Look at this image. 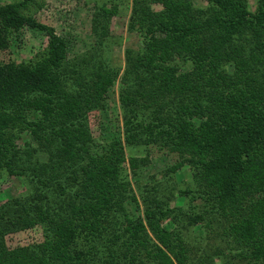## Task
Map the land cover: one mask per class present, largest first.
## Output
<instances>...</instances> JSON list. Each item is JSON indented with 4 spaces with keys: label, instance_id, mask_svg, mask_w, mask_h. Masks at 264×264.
I'll list each match as a JSON object with an SVG mask.
<instances>
[{
    "label": "trees",
    "instance_id": "1",
    "mask_svg": "<svg viewBox=\"0 0 264 264\" xmlns=\"http://www.w3.org/2000/svg\"><path fill=\"white\" fill-rule=\"evenodd\" d=\"M36 1L0 3V179L25 182L0 202V264H214L194 253L188 228L166 226L182 215L224 235L233 259L264 264V0L254 10L249 0H130L125 47L112 33L116 1L93 0L95 44L74 58L24 15ZM26 23L49 29L47 53L3 60L13 25ZM117 83L122 137L100 142L90 113L109 107ZM153 150L178 161L134 185ZM183 166L194 187L181 192L202 200L192 214L165 191ZM35 227L39 239L9 244Z\"/></svg>",
    "mask_w": 264,
    "mask_h": 264
},
{
    "label": "rangeland",
    "instance_id": "2",
    "mask_svg": "<svg viewBox=\"0 0 264 264\" xmlns=\"http://www.w3.org/2000/svg\"><path fill=\"white\" fill-rule=\"evenodd\" d=\"M12 0H0V3H6ZM114 2L113 0H102ZM117 8L115 17L112 19V33L124 44V47L135 41L133 37L127 32V24L131 12L129 6L130 0H115ZM197 6H205L208 4L207 0H194ZM257 0H249V7L254 10ZM161 5L158 3L152 4V9L158 10ZM95 4L93 0H37L36 3L27 8H23L24 15L32 17L37 23L46 25L53 29L54 33L61 40L68 58H74L77 55L89 51L95 44V36L92 30L93 15ZM6 24L5 20L0 19V26ZM51 33L49 29L32 25L30 23L21 26H14L8 34V47L2 51L1 58L6 61H13L18 64H24L30 59H40L46 52ZM120 50L117 49V52ZM118 86L111 90L109 95V107L105 110H94L90 113V125L93 130L94 136L100 142H107L122 137L123 127L122 122L118 118L120 113L119 107V94ZM23 145V143H22ZM129 151V150H128ZM132 154L145 155L143 148L132 151ZM150 163L147 165L144 176L135 177L131 179L144 184L156 179H162L166 169L173 163L178 161V155H169L164 152H156L153 150L151 153ZM171 187L167 185L166 194L170 197L172 207L177 206L182 209L186 214H192L193 211H198L202 205V200L196 194H185L181 192L190 187H194L192 181V171L189 167H180L176 175L172 179ZM153 182L151 181V184ZM151 184H148L151 186ZM173 184V185H172ZM172 187L177 191L173 196ZM0 202L18 197L19 194L25 189V182L21 177L16 176H3L0 179ZM166 197V196H165ZM129 207L137 212V204L135 202H128ZM193 210V211H192ZM185 214V215H186ZM185 217V218H183ZM179 220L180 217H177ZM174 218L167 221L166 226L171 228L186 227V233L190 246L194 248V253L204 254L208 258H213L214 264H229L233 261L237 264H246V260H238L237 257L233 259V253H229L230 249H235L233 243L227 244L224 235L216 232H210L201 224H192L189 217L182 215L180 222ZM41 229L38 227L28 229L25 231L12 234L9 239L11 246L26 243L33 239L41 237ZM212 237V238H211ZM193 253V254H194ZM196 255V256H198ZM250 264H254L250 262Z\"/></svg>",
    "mask_w": 264,
    "mask_h": 264
}]
</instances>
